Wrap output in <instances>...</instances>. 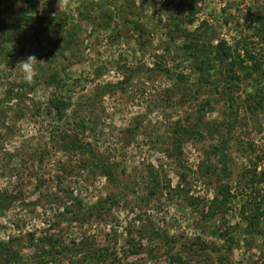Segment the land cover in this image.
I'll return each mask as SVG.
<instances>
[{
    "label": "rangeland",
    "instance_id": "1",
    "mask_svg": "<svg viewBox=\"0 0 264 264\" xmlns=\"http://www.w3.org/2000/svg\"><path fill=\"white\" fill-rule=\"evenodd\" d=\"M258 16L0 0V264H264Z\"/></svg>",
    "mask_w": 264,
    "mask_h": 264
},
{
    "label": "clouds",
    "instance_id": "2",
    "mask_svg": "<svg viewBox=\"0 0 264 264\" xmlns=\"http://www.w3.org/2000/svg\"><path fill=\"white\" fill-rule=\"evenodd\" d=\"M35 62L36 57L31 55L19 62L20 72L26 82H31L35 75Z\"/></svg>",
    "mask_w": 264,
    "mask_h": 264
},
{
    "label": "trees",
    "instance_id": "3",
    "mask_svg": "<svg viewBox=\"0 0 264 264\" xmlns=\"http://www.w3.org/2000/svg\"><path fill=\"white\" fill-rule=\"evenodd\" d=\"M259 24H263L264 22V16L260 17L258 16V21H257ZM4 208V202L3 201H0V209H3Z\"/></svg>",
    "mask_w": 264,
    "mask_h": 264
}]
</instances>
